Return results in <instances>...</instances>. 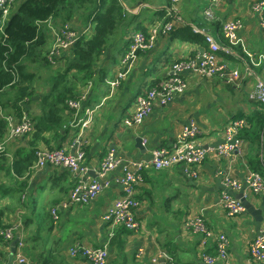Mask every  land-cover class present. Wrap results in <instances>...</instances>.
<instances>
[{
    "label": "crops",
    "instance_id": "obj_1",
    "mask_svg": "<svg viewBox=\"0 0 264 264\" xmlns=\"http://www.w3.org/2000/svg\"><path fill=\"white\" fill-rule=\"evenodd\" d=\"M133 2L127 8L128 18L132 17L134 22L127 24V18L120 39H109V46L98 63L97 78L84 91L86 96L83 108L94 110L88 127L80 134L86 150L85 162L90 167L87 177L92 180L96 178L109 149H114L122 162L139 160L150 156L152 149L156 147L173 145L179 131L192 123L197 124L202 131L199 140L204 147H217L225 143L226 127L242 119L241 112H248L254 107L248 94L259 80L264 81V34L260 27V13L253 9L256 0H224L215 5L212 20H207L204 14L199 15L200 5L203 4L206 8L211 0H182L179 10L183 23L178 22L176 25L192 24L193 19L207 22L205 28L197 29L213 35L221 42L223 50L218 53L217 58L223 66V72L214 76L185 72L187 89L184 93L176 95L170 103L157 102L140 125L126 126L123 120L133 114L136 103L134 97L141 84L167 77L171 73L173 60L187 59L204 48L203 41L158 36L148 51L139 54L131 65L124 64L123 49L135 32L136 25L142 23L151 28L165 21V18L156 14V10L166 8L169 0L164 4L146 0L137 4ZM143 7L148 9L145 20L139 17L144 12ZM231 19H240L242 27L235 45L227 48L222 45L225 42L221 27ZM74 25L80 32L87 29V33L91 26L82 23ZM50 40L48 51L53 45L52 34ZM226 50L229 52L226 53ZM165 51L172 52L174 59L161 65L157 71L149 72ZM58 67L56 64L53 68L56 70ZM235 71L238 72L237 76L230 80L229 77ZM120 72L124 73V77L118 85L113 86L111 81ZM41 94L35 95L34 100L40 98ZM70 128H66L69 129L68 134L64 131L58 138L49 133V145L41 143L40 148L47 150L60 147L74 152L78 131ZM136 137H142L141 149L135 141ZM27 140L28 138L7 139L6 149L10 159L17 148L26 146ZM252 144L241 139L242 154L219 155L215 151L208 152L201 163L193 166L178 164L162 170L152 167L144 169L142 181L135 187V195L140 202L135 210L140 222L137 231L121 228L114 230L102 218L105 211L123 194V187L118 181L123 173L122 164L110 173L109 184L95 199L74 202L68 208H62L61 203L69 199L77 183L73 173L63 166L34 169L29 182L30 190L27 196L24 195L27 208L18 207L16 214L10 216L21 229L26 216L30 228L18 231L17 235L24 242L27 237L32 239L29 242L31 251L39 260L45 251H50L58 264H92L83 256L72 257L71 247L75 243L86 246L108 244L109 247L110 238L114 236L118 244L114 250L110 249L111 253L115 251V256L119 255L117 264H162L152 263V258L160 250L169 253L177 264H209L205 255H217V237L220 233H225L229 239V258L214 264H264V259L258 262L251 257L252 243L264 229V191L253 193L245 190V197L253 212L246 209L240 215L230 216L221 204V197L225 192L236 198L240 193L244 194V191L229 189L223 176L225 172H229L234 178L245 180L248 173L254 170L247 158ZM193 170L197 171V176L192 175ZM64 171L68 172L67 176L60 177ZM5 174L7 176L8 173ZM6 176L0 178V181L7 182ZM63 185L68 187L66 192L62 190ZM38 190L44 194L41 202L39 195H35L39 193ZM53 209H57V219L53 216ZM45 217L50 219L49 224L45 223ZM196 217L204 220L208 233L186 227L188 219ZM112 231L113 234L110 235ZM24 248L25 245L23 251ZM140 248L144 249L141 256ZM4 250L9 254V248L6 250L0 246V251ZM29 258L34 262V258ZM112 258L110 255V260ZM7 261L3 262L0 258V264H7Z\"/></svg>",
    "mask_w": 264,
    "mask_h": 264
},
{
    "label": "trees",
    "instance_id": "obj_2",
    "mask_svg": "<svg viewBox=\"0 0 264 264\" xmlns=\"http://www.w3.org/2000/svg\"><path fill=\"white\" fill-rule=\"evenodd\" d=\"M128 5L126 0H15L6 19L0 11V144L5 142V150L0 152V171L8 173L7 175L11 173L17 179H23L22 186L16 188L20 192L18 206L27 208L24 195L27 196L30 190L29 182L35 172L34 165L39 157L40 144L49 145L47 138L49 133H52L55 138L61 137L64 131L68 134L69 129L66 128L77 118L75 117L76 111L70 107L69 102L82 99L84 91L95 82L98 63L109 46L110 36L128 18ZM168 5H170V0L167 7ZM167 7L157 9L156 14L162 19H170ZM50 20L62 24L72 23L75 30L78 28L73 22L86 26L91 24L93 31L90 34L82 33L73 46L58 58L57 63L53 64L48 59L50 51L44 50L49 40L45 27L49 30ZM77 23L75 24L79 25ZM206 24L207 22L193 19L192 24L175 25L167 35L171 39L181 38L202 42L204 34L195 31V28H205ZM151 28L138 23L134 33L142 32L147 39L146 42L151 43ZM132 39L130 37V41L125 44L123 55L128 53ZM216 41L221 45L220 41L217 39ZM223 42L225 44L222 45L227 48L235 45L224 36ZM146 51L148 49L139 50L138 56ZM171 59H174L172 52L165 51L156 65L149 69V72L157 71L161 65L170 62ZM37 63L42 66L58 64L59 67L49 83L48 91L34 100V96L38 95L34 83L36 69L31 70V68H37L38 66H34ZM164 79L166 77L157 78L150 83L143 82L138 88L135 100L137 96L145 95L151 88L157 87ZM23 111L29 113L34 120V130L26 136L28 138L26 146L17 148L13 158L10 159L6 149L8 123L5 115L14 114L17 118H21ZM240 117L245 123L238 129V137L253 143L252 149L248 151V162L255 171L264 175V104L254 103V107L248 112H241ZM67 174L68 172L64 171L60 177H65ZM62 190L66 192L68 187L63 185ZM135 198L138 200L136 195ZM5 212H8V215ZM10 215H14L11 208L0 206V246L6 250L10 249V244L15 239L8 240L3 234L15 224ZM22 225V229L18 228L14 231V237L18 231L30 228V222L26 216L23 218ZM117 228L127 229L124 226L113 229ZM112 234L113 231L110 235ZM26 240L24 252L34 258L35 253L31 251L29 243L32 239L27 237ZM117 244L115 236L111 237L108 247L109 260L110 255L113 258L108 261V264L119 263L117 261L119 255L115 256V251L111 253L110 249L111 247L114 250ZM0 255L2 261L6 262L8 251H0ZM37 259V257L34 258V264H58L50 251H45L40 260Z\"/></svg>",
    "mask_w": 264,
    "mask_h": 264
},
{
    "label": "built area",
    "instance_id": "obj_3",
    "mask_svg": "<svg viewBox=\"0 0 264 264\" xmlns=\"http://www.w3.org/2000/svg\"><path fill=\"white\" fill-rule=\"evenodd\" d=\"M14 1L0 0V11H2L4 19L9 15L10 7ZM181 1H170V5L167 7L168 17L170 19L151 28V43L146 42L147 39L142 32H136L131 35L133 39L128 53L123 56L124 64L131 65L136 60L139 50L149 49L152 42L158 36L167 35L174 29L176 23H183L179 10ZM223 1L211 0L210 5L203 12L206 18L212 20L214 18L215 5ZM253 9L260 13V27L264 34V0H256L253 4ZM48 27L53 35V45L48 54V59L53 64L57 63L58 58L73 46L82 33L85 34L88 32L87 29L81 32L73 29V26L69 22L61 24L60 26L54 25V22H49ZM241 27L242 22L240 19H231L223 23L221 32L226 39L236 42L239 38L238 33ZM195 31L204 34V48L187 60L174 62L171 66V74L166 79L161 81L157 87L151 88L147 94L137 96L133 114L123 120L126 126L140 125L150 115L157 102L167 104L176 95L184 93L187 89V81L184 76L185 72L190 71L201 76H213L223 72V66L219 64L217 58L218 53L223 50L222 46L216 41L213 35L197 28ZM228 52L226 50V53ZM237 74L238 72L235 71L229 77L230 80L237 76ZM123 77L124 73H118L117 78L111 81V84L113 86L118 85ZM85 94L86 92H84L82 99L71 100L69 102L70 107L76 111L75 117H77L69 126L80 127L81 129L74 141V152H69L65 148L41 149L34 169H43L46 166H63L73 173L77 179V183L72 189L69 199L61 203L62 208H68L74 202L95 199L104 187L109 184L108 176L110 173L118 165L122 164L123 173L118 178V181L123 187V194L114 201L102 217L113 228L124 226L130 231H137L140 228V222L135 213L136 208L140 204L135 198V187L142 181L144 169L152 167L156 170H162L178 164L193 166L201 163L208 152L213 151L219 155H230L232 153L242 154V145L241 139L238 137V129L245 123L244 119L232 122L226 127V141L217 147H204L199 140L202 131L197 124L192 123L184 126L179 131L173 145L169 147H156L152 149L150 156L139 160L122 162L116 156L115 150L109 149L97 171L96 178L93 180L89 179L87 176L90 173V167L85 162L86 150L80 134L83 133V129L88 127L92 120L94 110L93 108H83ZM248 98L254 103L264 104V81L259 80L256 83L255 88L248 94ZM83 113L85 116L81 117ZM5 119L8 123L6 140L9 138H26L34 130L35 122L27 112L23 111L21 118H17L14 114H7L5 115ZM4 150L5 142L0 144V152ZM192 175L197 176V171L193 170ZM223 179L229 189L233 191H244V196L246 189L253 193H261L264 191V176L255 170H251L244 181L234 178L229 172H225ZM221 204L230 216L240 215L246 211V206L242 201L228 192L222 195ZM52 213L54 218L57 219V209H53ZM18 225L15 222L12 228L4 231L3 234L8 240L15 238L14 231L18 229ZM186 227H193L195 231L208 233V229L200 217L188 219ZM24 245V241L20 239L16 251L13 254L11 264H33L32 260L23 251ZM228 248L229 239L227 235L220 233L217 237V255H205V260L209 264H214L218 261H227L229 258ZM143 250V248L139 249V255L143 253ZM70 253L72 257L83 256L92 264H108L109 261L108 245L86 246L75 243L71 247ZM251 257L254 261L258 262L264 259V229L261 234L255 237L252 243ZM159 262L162 264H177L169 253L161 250L152 258V263Z\"/></svg>",
    "mask_w": 264,
    "mask_h": 264
},
{
    "label": "rangeland",
    "instance_id": "obj_4",
    "mask_svg": "<svg viewBox=\"0 0 264 264\" xmlns=\"http://www.w3.org/2000/svg\"><path fill=\"white\" fill-rule=\"evenodd\" d=\"M131 1L133 2V0H126V2L128 4H130ZM140 1H142V0H138V2H140ZM146 1L164 4L166 0H146ZM133 3L137 4V1L135 0ZM147 10L148 9L146 7H143L142 11H144V12L139 17L145 20L146 17L144 18V16L146 15ZM200 10L201 11H200L199 15L202 16L203 12L205 10V5H203V4L200 5ZM10 12H11V9H10ZM180 16H181V13H180ZM132 22H134L133 18L129 17L127 24L128 23H132ZM61 24L62 23H60V22L59 23H57V22L54 23V25H56V26H60ZM73 24H75V22H73ZM124 24H125V21L119 26L118 30L113 35L110 36V38L113 37V39H120L121 31H123L122 27H123ZM71 25H72V23H71ZM45 30H46V33L49 34V40L47 41L46 45L44 46V50L48 51V49L51 46V40H50L51 33L47 29V27H45ZM92 31H93V27L90 26L88 34H90ZM34 66H38L37 68H34V69L31 68V70H35L36 69L35 70L36 71V77H35L34 83L36 85L37 94L40 93V92L43 94V93L48 91L49 86H50L48 83L51 82L54 74L56 73V70H54V68H53L54 66H49V65L48 66L47 65L42 66V65H39V63L34 64ZM44 80H47V82H45ZM98 100L99 99L97 98V101ZM84 116H85L84 114L81 115V117H84ZM70 129H72L73 131H78V133L81 131L80 127H76V128L71 127ZM5 176H6V174L4 173V171L2 173L0 172V178H4ZM5 179L7 180V182L0 181V206L1 207H7V208L9 207V208H11L12 213L15 215L16 211H17V208L20 207V206H18V202H19L18 199L20 197V192L17 191L16 188L17 187H21L23 181L13 177L12 175H7ZM38 192L39 193L35 194V195H39V202H41L44 199V194L40 190H38ZM34 193L35 192H33V194ZM5 213H6V215H8V212H5ZM44 221H45L46 224H49L50 219L45 217ZM202 221L205 224L203 219H202ZM0 258H1V255H0ZM7 258H8V256H7Z\"/></svg>",
    "mask_w": 264,
    "mask_h": 264
},
{
    "label": "water",
    "instance_id": "obj_5",
    "mask_svg": "<svg viewBox=\"0 0 264 264\" xmlns=\"http://www.w3.org/2000/svg\"><path fill=\"white\" fill-rule=\"evenodd\" d=\"M141 140H142V137H136L135 138V141L137 143L138 146H140V149L142 148V146L140 145L141 143ZM207 147V146H206ZM238 199H240L242 201V203L246 206V209H248L250 212H253L252 209H251V204L250 202L246 199V197L244 196L243 193H240V195L237 196ZM21 237L20 235L18 234L15 239L11 242V248H10V252L8 254V261H7V264H11L12 263V260H13V254L15 253L16 251V247L18 245V242L20 241Z\"/></svg>",
    "mask_w": 264,
    "mask_h": 264
},
{
    "label": "bare ground",
    "instance_id": "obj_6",
    "mask_svg": "<svg viewBox=\"0 0 264 264\" xmlns=\"http://www.w3.org/2000/svg\"><path fill=\"white\" fill-rule=\"evenodd\" d=\"M204 16H205V15H204ZM205 17H206V16H205ZM221 28H222V27H221ZM205 33H206V32H205ZM189 58H191V57H189ZM187 59H188V58H187ZM187 59H184V60H187ZM177 61H180V60H177ZM177 61H176V62H177ZM172 64H173V63H172ZM171 66H172V65H171ZM170 74H171V73H170ZM170 74H169V75H170ZM169 75H168V76H169ZM168 76H167V77H168ZM167 77H166V78H167ZM213 231H214V230H213ZM107 245H108V244H107Z\"/></svg>",
    "mask_w": 264,
    "mask_h": 264
}]
</instances>
